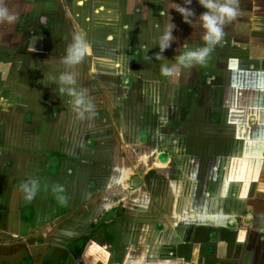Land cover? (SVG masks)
Returning <instances> with one entry per match:
<instances>
[{"label": "crops", "instance_id": "obj_1", "mask_svg": "<svg viewBox=\"0 0 264 264\" xmlns=\"http://www.w3.org/2000/svg\"><path fill=\"white\" fill-rule=\"evenodd\" d=\"M6 3L0 264H264V0H238L205 63L168 75L205 46L198 0ZM79 33L90 51L66 65ZM63 72L98 117L50 82Z\"/></svg>", "mask_w": 264, "mask_h": 264}, {"label": "clouds", "instance_id": "obj_2", "mask_svg": "<svg viewBox=\"0 0 264 264\" xmlns=\"http://www.w3.org/2000/svg\"><path fill=\"white\" fill-rule=\"evenodd\" d=\"M199 4L202 5L207 11L199 15L201 26L205 29L202 39L205 41V46L196 50H189L179 55L177 58L176 65L173 68L162 66L161 72L163 74H171L174 70L176 74L179 73L180 67H191L194 64H204L210 53L213 51L215 45L222 41L224 37V25L234 20L239 14L240 10L238 7V0H225L221 3L219 0H198ZM185 4L191 5L192 0H185ZM179 13L182 14L183 19L193 24L190 17H194L196 14L190 7L182 5L173 7ZM160 15H165V10L160 12ZM19 19L18 14L13 12L7 5L6 0H0V23L14 24ZM176 25H166L163 34L160 36L158 45L160 52L156 54V59H161L165 49L170 47L171 41L175 40L176 37L173 35V30ZM156 44V45H157ZM90 51V44L86 40L83 33L75 34L73 36V42L67 49V55L63 59V63L66 65H74L80 63L84 56ZM6 73L9 66H0ZM50 82L56 83L60 87L61 93H67L72 97L73 109L77 112L80 118H83L85 112L91 113L93 105L88 101L86 92L87 90L77 91L74 85L76 79L74 74L69 72H63L59 77H53ZM32 187L29 189L27 183L23 185V188L28 192V199H31L35 195L37 188V181H31Z\"/></svg>", "mask_w": 264, "mask_h": 264}, {"label": "rangeland", "instance_id": "obj_3", "mask_svg": "<svg viewBox=\"0 0 264 264\" xmlns=\"http://www.w3.org/2000/svg\"><path fill=\"white\" fill-rule=\"evenodd\" d=\"M110 26H113V25H109V27H110ZM93 97H94V96H93ZM88 113H89V112H88ZM88 113L86 112V115H87V116L84 115V116H86V118H92V119H93L94 117H98V116H96L95 109H93L91 113H89V114H88ZM94 120H95V119H94ZM94 120H93V121H94ZM102 125H104V124H102ZM89 126H90V129H91L92 131H96V130H99V129H100V126H101V125H98V124L95 125V123H92V124L89 125ZM95 127H97V128H95ZM60 129L63 130V128H61V126H60ZM96 132H97V131H96ZM29 143H30V142H29ZM97 223H98V222H97Z\"/></svg>", "mask_w": 264, "mask_h": 264}, {"label": "trees", "instance_id": "obj_4", "mask_svg": "<svg viewBox=\"0 0 264 264\" xmlns=\"http://www.w3.org/2000/svg\"><path fill=\"white\" fill-rule=\"evenodd\" d=\"M97 226H98V224H95V225L93 226V228H94V227H97ZM88 235H89V234H88ZM88 235H87V237H86V236L83 237L82 240H83V239H87V238H88ZM82 240H81V241H82ZM76 244H77V246H79V248L77 247V248H78V251H79V249L81 250V249L83 248V244H82V243L77 242ZM74 251H75L76 253H78V252H77V249H74ZM79 253H80V252H79Z\"/></svg>", "mask_w": 264, "mask_h": 264}, {"label": "flooded vegetation", "instance_id": "obj_5", "mask_svg": "<svg viewBox=\"0 0 264 264\" xmlns=\"http://www.w3.org/2000/svg\"><path fill=\"white\" fill-rule=\"evenodd\" d=\"M93 228V227H92ZM92 228L86 232L85 235L91 234ZM89 237V236H88ZM79 239V238H78Z\"/></svg>", "mask_w": 264, "mask_h": 264}]
</instances>
